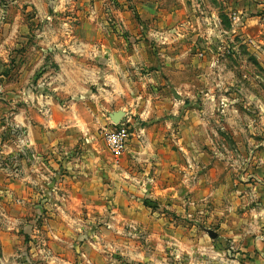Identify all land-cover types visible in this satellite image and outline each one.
I'll return each instance as SVG.
<instances>
[{"label":"rangeland","instance_id":"rangeland-1","mask_svg":"<svg viewBox=\"0 0 264 264\" xmlns=\"http://www.w3.org/2000/svg\"><path fill=\"white\" fill-rule=\"evenodd\" d=\"M249 3L250 0H0V151L3 153L0 168L6 169L1 170V173L9 176L7 169L11 166V161L8 150L17 144L26 145L23 137L24 119L16 125L12 122L14 114L18 115L23 109V99L30 97L28 93L31 98L44 101L47 118L44 123L47 125L46 139L49 146L57 145L70 152L90 147L100 158L107 153L111 164H119L125 149L115 159L103 138L107 126L115 127L122 122L121 119L114 123L108 115V112L116 109L115 106L105 105L109 101L102 97L95 99L90 95L98 94L96 85L94 88L90 86L91 93L87 92L92 98L82 99L80 103L76 96L63 97L59 94L54 89L57 82L62 83L56 74L59 72L57 57L60 54L87 51L94 43L100 46L103 40L117 45L114 43L116 38L129 40L130 37L138 36L152 40L150 48L153 47L155 52L176 55L185 53V57L179 56L177 60L172 59V62L177 65L190 62L191 65L188 66L195 68L189 75H174L175 79H189L192 86L191 91L186 93V102L176 108L173 116L178 119L186 111H191L193 116L207 117L209 132L203 130L202 136L181 139L180 142L201 150L209 162H219L217 166L220 167L223 166V161L219 160L222 155L231 163L236 160L233 165L239 166V170L252 161L262 162L264 153L253 154L254 150L264 147L262 108L251 105L247 109L241 105L237 107V112L226 108L227 113L231 112L236 116L240 114V118L244 120H237L224 127L222 125L225 122L219 125V115L222 114L224 105L223 102L219 105L220 83L235 84L240 89L235 93L243 101L247 98L245 95L251 93L257 99L264 100V38L262 34H247L249 28L253 29L244 16ZM210 13H214V20L211 19L214 25L210 33H205L208 37L204 38L203 35L197 37L196 41L189 39L193 30L187 34L181 23L186 19L190 23H201L204 26L207 21L205 17ZM234 15L240 17V22L237 21L236 26L231 27ZM219 25L232 31H219ZM79 39L92 44H83L78 42ZM213 51L219 52V60L204 56V53ZM218 67L219 70H216ZM227 91L232 92L230 89ZM183 96L185 94L182 91L176 94L177 99H183ZM26 109L35 130H45L44 125L36 119L38 111L33 108L28 110V107ZM244 115L255 118L249 128L245 125ZM165 116L167 117L166 114ZM147 123L148 121H143L141 126L144 128ZM127 124L129 128V123ZM128 132L129 139L133 134L137 135L133 127ZM138 133L140 138L137 140L144 149L161 147L167 141L145 138V130L144 133ZM176 140L177 138L175 142ZM169 142L179 152H183L179 143H174L173 140ZM198 151L194 153L198 154ZM151 173L150 171L147 176L145 174V177L152 178ZM183 175L182 172V177ZM190 176L193 177V174ZM172 182L176 183L178 179L173 177ZM180 184V194L188 193L189 186L183 185L186 184L183 181ZM99 189L102 191L103 187L97 188ZM137 189L132 186L130 193H136ZM49 190L51 194L47 195L48 200L38 203L42 209L32 223L29 219L34 215L33 209H28L16 220L9 218L0 209V264H141L126 261L121 250L122 241L127 235L145 241L144 244L148 240H145L136 224L123 223L124 221L114 218L115 206L109 196L76 202L69 199L64 189L59 190L55 186ZM106 190L109 191L110 188L106 187ZM141 191L146 209L157 208V205L154 207L152 204L149 190L141 188ZM8 196L7 193L0 192V202L5 212L12 209ZM190 203L194 205L192 200ZM187 205L186 202L184 206ZM178 222L185 223L184 218L176 221ZM127 231L128 234L124 233ZM204 231L213 242L215 237L209 236L208 229ZM214 247L219 249L216 243ZM233 248L230 242H225L227 255L232 254ZM169 249L168 254H162L161 249H156L158 256L155 253L153 256L160 257L162 261L157 264L182 262L178 246L173 244ZM153 260L149 259L145 264H153Z\"/></svg>","mask_w":264,"mask_h":264},{"label":"crops","instance_id":"crops-1","mask_svg":"<svg viewBox=\"0 0 264 264\" xmlns=\"http://www.w3.org/2000/svg\"><path fill=\"white\" fill-rule=\"evenodd\" d=\"M250 2L243 15L254 30L249 28L247 34H262L264 38V0ZM209 15L205 17V27L186 19L181 23L187 34L193 30L189 39L196 41L197 37H208L205 33H210L214 25L211 23L214 13ZM239 20L240 17L234 15L231 27L236 26ZM219 31L230 33L232 29H224L219 25ZM115 40L117 45L103 40L99 46L98 43L91 45V42L79 39L78 42L90 44L91 47L84 52L60 54L57 57L59 72L56 74L62 83L57 82L54 89L63 97L76 96L78 103L87 97L92 98L90 95L95 99L102 97L109 101L105 105L115 106V110L124 112L122 123H129V128L133 127L137 135L133 134L130 139L128 137L121 162L113 165L107 153L100 158L90 147L70 152L57 145L49 146L46 139L47 125L44 123L47 120L44 101L31 98L28 93L30 97L23 99V109L18 115L14 114L12 123L16 125L24 119L23 137L29 146L17 144L8 150L11 166L7 169L8 177L1 173V170L6 169L0 168V192L9 195L7 198L12 209L5 212L1 202L0 209L15 220L28 209H33L34 215L29 219L32 223L42 209L38 203L48 200L46 198L51 194L50 187L64 189L69 199L76 202L109 196L115 206L114 218L124 221L123 223L136 224L145 240H148L144 244L145 241L127 235L121 245L126 261L145 264V261L154 259L153 264L161 263L160 257L155 253L156 249H161L162 254H168L171 249L169 246L174 244L181 254L180 264H264V159L262 162L252 161L239 170V166L233 165L236 160L231 163L222 155L219 160L223 161V166L218 167L219 162H209L201 150L180 142L181 139L202 136L203 130L209 132L207 117L193 116L191 111H186L178 119L173 116L176 108L186 102V93L191 91L192 86L189 79H175L174 75L180 73L186 76L195 68L188 66L191 65L190 62L183 65L172 62V59L177 60L179 56L185 57V53L176 55L155 52L153 47L150 48L153 41L149 38L138 36L130 37L129 40ZM204 54L207 58L219 60L218 51ZM95 85L98 94H87L92 91L90 86L94 88ZM234 85L232 82L228 85L219 84V105H222L220 102L224 104L222 114L219 115V125L225 122L223 127L237 120H244L240 118V114L236 116L231 112L227 113L226 108L237 112V107L241 105L247 109L252 105L262 108L264 113V100L257 99L251 93L245 95L247 98L243 101L237 97L235 92L240 89ZM228 89L232 92L228 93ZM180 91L185 94L183 99L176 98ZM27 107L28 110L33 108L38 111L36 119L44 125L45 130H35L26 112ZM244 117L245 125L249 128L255 118L251 115ZM143 121H148L144 128L141 126ZM262 122L264 123V115ZM107 128L112 129L114 126L109 125ZM144 130L147 131L145 138L167 141L161 147L144 149L137 140L140 138L138 131L144 133ZM169 140L179 143L183 152H179ZM194 151H198V154ZM262 153L264 147L253 152L254 156ZM2 155L0 151V157ZM143 161L146 162L143 164ZM150 171L152 178L148 179L145 174L147 176ZM173 177L178 182H172ZM179 180L186 183L183 185L189 186L188 193L180 194ZM132 186L133 189L138 188L134 194L130 193ZM102 187V191L97 190ZM106 187L110 190L107 191ZM141 188L149 190L152 204L154 207L157 205V208L146 209L142 202ZM184 201L187 206H184ZM182 218L185 223H176ZM207 229L216 232L215 239L212 240L219 249L205 235L204 230ZM124 233L128 234V231ZM226 241L234 247L231 255L226 254ZM154 253L156 257L153 256Z\"/></svg>","mask_w":264,"mask_h":264},{"label":"built area","instance_id":"built-area-1","mask_svg":"<svg viewBox=\"0 0 264 264\" xmlns=\"http://www.w3.org/2000/svg\"><path fill=\"white\" fill-rule=\"evenodd\" d=\"M116 125L112 129H106L103 133L106 147L115 159L125 149L129 137L127 122H120L119 125Z\"/></svg>","mask_w":264,"mask_h":264},{"label":"water","instance_id":"water-1","mask_svg":"<svg viewBox=\"0 0 264 264\" xmlns=\"http://www.w3.org/2000/svg\"><path fill=\"white\" fill-rule=\"evenodd\" d=\"M108 115L114 123H118L123 117L124 112L122 110H114V111L109 112ZM208 234L212 238L216 236V232L213 230H208Z\"/></svg>","mask_w":264,"mask_h":264}]
</instances>
